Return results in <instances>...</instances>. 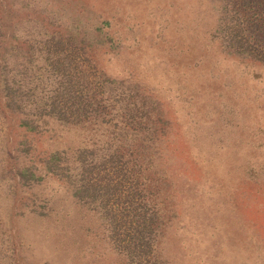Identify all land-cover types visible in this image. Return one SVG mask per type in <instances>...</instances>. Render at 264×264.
<instances>
[{
    "label": "rangeland",
    "instance_id": "1",
    "mask_svg": "<svg viewBox=\"0 0 264 264\" xmlns=\"http://www.w3.org/2000/svg\"><path fill=\"white\" fill-rule=\"evenodd\" d=\"M221 4L0 0V18L25 49L32 39H68L57 49L82 61L79 76L92 79L94 65L112 79L95 94L110 121L49 119L42 135L30 134L28 152L39 160L66 147L74 158L85 143L99 175L113 164L100 162L107 152L128 158L160 210L154 264H264V62L226 48L216 32ZM17 52L15 61L25 54ZM146 142L157 149L138 171ZM4 167L1 255L22 264H134L111 238V217L80 202L65 178L44 173L28 188ZM125 185L114 205L125 200Z\"/></svg>",
    "mask_w": 264,
    "mask_h": 264
},
{
    "label": "trees",
    "instance_id": "2",
    "mask_svg": "<svg viewBox=\"0 0 264 264\" xmlns=\"http://www.w3.org/2000/svg\"><path fill=\"white\" fill-rule=\"evenodd\" d=\"M220 10L216 32H221L226 48L264 62V0H222ZM62 42L67 43L68 39L52 35L39 41L32 39L25 49V42L20 43L0 18V162L6 165L4 170L9 172L10 179L28 188L39 183L44 173L65 178L80 202L95 203L107 218L111 217V238L131 263L154 264L156 238L162 222L160 210L148 203L139 186L141 173L131 175L133 165L128 158L123 159L117 150L107 152L100 162L113 164L104 175H99L93 150L85 143L75 148L74 158L68 157L70 149L66 147L51 148L39 160L28 152L30 141L34 142L30 134L42 135L46 131L42 125L49 119L72 122L88 120L93 114L100 122L111 119L108 112L106 115V111L96 110L95 94L102 93L104 85L111 84L112 79L94 65L90 68L96 75L92 79L79 76L76 65L81 66L82 61L73 64V59L61 48L59 52L57 47ZM42 48L46 53L44 63L35 56H40ZM17 51H25L19 61L12 57L19 55ZM146 143L139 150L144 157L138 161V171L152 163L148 151L157 149V145ZM145 157L150 162L145 163ZM124 185L127 187L125 200L120 206L114 205L111 196L122 195ZM137 195L139 200L135 202ZM7 256L0 254V264H22L16 256L10 259Z\"/></svg>",
    "mask_w": 264,
    "mask_h": 264
}]
</instances>
